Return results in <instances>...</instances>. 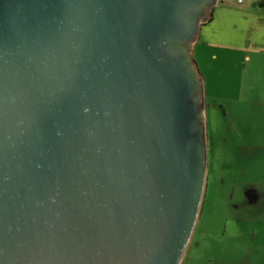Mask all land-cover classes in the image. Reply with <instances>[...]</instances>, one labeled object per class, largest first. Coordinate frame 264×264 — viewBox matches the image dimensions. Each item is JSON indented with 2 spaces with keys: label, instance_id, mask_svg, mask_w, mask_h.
I'll list each match as a JSON object with an SVG mask.
<instances>
[{
  "label": "water",
  "instance_id": "obj_1",
  "mask_svg": "<svg viewBox=\"0 0 264 264\" xmlns=\"http://www.w3.org/2000/svg\"><path fill=\"white\" fill-rule=\"evenodd\" d=\"M217 2L0 0V264L181 263Z\"/></svg>",
  "mask_w": 264,
  "mask_h": 264
},
{
  "label": "rangeland",
  "instance_id": "obj_2",
  "mask_svg": "<svg viewBox=\"0 0 264 264\" xmlns=\"http://www.w3.org/2000/svg\"><path fill=\"white\" fill-rule=\"evenodd\" d=\"M212 52L201 45L192 47L204 89L207 172L199 217L180 264L189 262L190 253V264H246L249 256L239 248L250 243V235L242 242L221 234L235 227L246 234L264 229V134L248 133L251 108L233 102L240 65L228 55L219 54L215 60ZM244 216L252 218L244 221ZM226 217L234 218L235 225Z\"/></svg>",
  "mask_w": 264,
  "mask_h": 264
},
{
  "label": "crops",
  "instance_id": "obj_3",
  "mask_svg": "<svg viewBox=\"0 0 264 264\" xmlns=\"http://www.w3.org/2000/svg\"><path fill=\"white\" fill-rule=\"evenodd\" d=\"M193 45L213 51L211 58L215 60L219 54L228 55V60L240 65V79L233 102L240 105L246 103L251 108L248 133L264 134V0H245L240 4L236 0H218ZM242 218L247 221L252 217ZM226 220H232L235 225L234 218L226 217ZM245 231L238 227L230 228L228 232L224 229L221 236L225 239L232 236L243 242L244 236L250 235V243L243 248L240 244L239 252L249 256L244 259L246 264H264V229L254 228L252 233L247 234ZM257 235L259 237L256 238ZM187 251L188 247L183 259ZM188 258L187 264H190L194 259L193 253Z\"/></svg>",
  "mask_w": 264,
  "mask_h": 264
},
{
  "label": "built area",
  "instance_id": "obj_4",
  "mask_svg": "<svg viewBox=\"0 0 264 264\" xmlns=\"http://www.w3.org/2000/svg\"><path fill=\"white\" fill-rule=\"evenodd\" d=\"M245 0H236L237 3H243Z\"/></svg>",
  "mask_w": 264,
  "mask_h": 264
},
{
  "label": "flooded vegetation",
  "instance_id": "obj_5",
  "mask_svg": "<svg viewBox=\"0 0 264 264\" xmlns=\"http://www.w3.org/2000/svg\"><path fill=\"white\" fill-rule=\"evenodd\" d=\"M211 11H212V8L210 9V13H209V16H210V14H211Z\"/></svg>",
  "mask_w": 264,
  "mask_h": 264
}]
</instances>
